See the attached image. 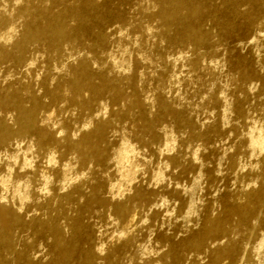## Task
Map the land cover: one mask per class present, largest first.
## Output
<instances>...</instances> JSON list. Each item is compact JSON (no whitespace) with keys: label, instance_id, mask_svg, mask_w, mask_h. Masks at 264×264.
<instances>
[{"label":"rangeland","instance_id":"rangeland-1","mask_svg":"<svg viewBox=\"0 0 264 264\" xmlns=\"http://www.w3.org/2000/svg\"><path fill=\"white\" fill-rule=\"evenodd\" d=\"M42 1L53 12L74 3ZM93 1L79 34L63 43L59 53L51 54L40 41L26 46L23 62L13 57L0 62V99L16 92L29 107L34 96L40 104L37 126L41 124L39 128L54 139L37 160L44 165L46 156L53 153L54 167L66 170L69 183L60 193L82 185V196L74 194L68 201L44 205L47 197L39 198V205L24 217L27 222L34 215V226L15 228L13 251L0 250V254L5 264H18V252L34 264H49L54 257L52 235L37 227V222L53 220L69 239L68 223L76 218L82 227L79 249L97 253L103 244L109 251L126 238L119 236L121 229L132 234L133 241L121 253L118 264H206L210 250L227 238H209L199 249L191 248L189 242L207 219L225 216L228 206L243 201L245 191L258 187V181L253 183L255 173L264 180V150L253 157L245 152L248 133L264 132V2L243 1L232 7L225 0H204L202 14L190 20L201 35V41L193 43L183 39L177 25H162L155 16L153 0ZM14 2L0 0V8L3 5L12 12ZM66 22L72 27L78 24L72 16ZM12 24L14 37L8 45L24 29L21 18H13ZM3 30L0 27V32ZM81 59L86 60L94 83L102 77L110 83L95 97L85 88L80 99L88 102L87 106L72 100L67 88ZM55 93L58 95L53 96ZM132 100L137 105L132 106ZM15 117L12 105L0 108V118L14 129ZM92 117L110 122L102 144L104 160L98 164L81 163L64 141L56 142L66 134L75 140L89 131ZM33 140L35 135L27 134L22 145ZM125 144L136 148L139 164L131 185H139L140 177L151 179L149 184L141 183L150 207H137L135 214L131 213L136 220L132 227L129 218L117 220L110 209L90 201L93 187L99 198L106 199L111 197L110 184L112 191L118 186L115 161L118 149ZM166 145L173 146L169 154L177 155L180 166L172 174L167 168L156 182V171L163 170ZM233 160L235 166L231 167ZM120 185L124 193L114 197L123 200L132 190H127L130 184L125 181ZM173 190L179 191L178 195ZM257 211L264 218L262 208ZM227 219L231 227L236 217ZM253 233H264V223L257 222ZM247 234L243 228L230 236L244 244ZM247 240V246L254 244L253 235ZM68 264H80L78 253Z\"/></svg>","mask_w":264,"mask_h":264},{"label":"bare ground","instance_id":"bare-ground-1","mask_svg":"<svg viewBox=\"0 0 264 264\" xmlns=\"http://www.w3.org/2000/svg\"><path fill=\"white\" fill-rule=\"evenodd\" d=\"M14 1L12 12L4 9L3 5L0 8V27L4 28L0 32V62L11 57L18 63L23 62V52L26 46L40 41L46 43L51 54L59 53L63 43L71 42L77 37L79 26L86 20V12L94 7L93 0H74V3L67 5L64 9L53 12L42 0ZM47 1L50 4L60 2V0ZM225 1L232 7L243 1L264 2V0ZM153 2L157 8L155 16L165 28L177 25L183 39L193 43L201 41L200 32L191 25L190 20L202 14L204 0H153ZM68 16L75 18L78 23L77 26L72 27L67 24L66 18ZM15 17L21 18L24 29L20 36L8 45L6 42L14 37L12 21ZM73 72L74 77L68 82L67 88L72 100L81 106L88 105V102L80 99V94L85 88L91 92L92 97H95L110 86L105 77H102L98 83L93 82L92 74L85 59L80 60ZM115 94H119V91H116ZM56 95L58 94L55 93L53 96ZM31 102L29 107H25L26 105L24 106L21 103L16 92L8 94L6 99H0V108L12 105L16 110L15 129L10 127L3 118H0V250L5 252L13 251L12 235L15 228L27 225L34 226V215H31L27 222L24 217L39 205V198L47 197L44 205H50L54 201H58V203L68 201L74 198V194L76 197L82 196L81 184L74 185L71 191L59 192L69 182L66 178V170L54 167L56 157L53 153L46 156L44 165H41L37 160L40 151L54 139L44 129L39 128L41 124L39 127L37 126L36 115L40 104L34 96H31ZM130 104L135 106L137 102L132 100ZM161 107L164 111L167 110L165 104L162 103ZM91 119L93 120V127L89 131L83 132L75 140H72L70 135L66 134L56 142L64 141L70 152L75 154L81 163L98 164L104 160L102 144L106 140V131L110 122L100 118L92 117ZM30 133L35 135V140L22 145V137ZM245 143L247 144L245 152L252 157L256 156L264 150V132L255 133L250 131L245 138ZM172 150L173 146L171 145H166L163 150L165 152L162 153L163 170L158 169L156 171L154 176L156 182L165 176L167 168L170 169L168 174H172V171L180 166L177 155L169 154ZM135 155L136 148L133 146L125 144V146L118 149L115 162L118 165L119 182L114 191H112L113 184H110V198H99L96 187H93L90 193L91 202L110 209L117 220L125 217L129 218L130 227L136 225V220H134L131 213L134 212L135 214L137 207H150L148 195L143 191L141 183L145 181L146 184H149L151 179L140 177L139 185H131L132 181L137 178L135 175L139 166L135 160ZM197 156V153L194 152L193 160L198 159ZM262 160L264 161V157ZM229 164L231 167L235 166L234 160ZM254 178L253 183L258 181L256 189L245 191L243 201L228 206L225 216L207 219L202 231L189 242L191 248L199 249L205 240L209 238H216L218 235L227 238L223 245L217 244L210 250V260L206 264H264V233H253L257 222L264 223V218H261L262 216L257 211V208L261 207L264 215V180L257 173L254 174ZM121 181L129 183L127 190H132V192L128 193L123 200H118L114 196L123 195L125 190L120 185ZM173 191L178 195L179 191ZM25 196L27 199H23ZM165 203L167 202L165 201ZM192 204L194 205V203ZM229 215L236 217L231 227L227 226V216ZM252 220L255 223H252ZM36 225L39 228L48 229L52 235L54 257L49 264H68L76 253L79 255L80 264H118L121 253L133 241L132 234H129L127 229H121L119 236L124 237L126 235V238L120 245L108 251L102 247V244L98 252L95 253L88 249H79L78 241L82 227L76 218L68 223L71 230L69 239L64 238L61 228L51 219L38 221ZM243 228H246L248 237L253 235L254 244L252 246H247L249 243L248 237L245 239L244 244H241L242 239L238 240L230 236L231 233L240 232ZM172 257L174 260L178 259L174 253ZM16 261L18 264H34L32 259L24 255L23 252L16 254ZM0 264H5L1 254Z\"/></svg>","mask_w":264,"mask_h":264},{"label":"clouds","instance_id":"clouds-1","mask_svg":"<svg viewBox=\"0 0 264 264\" xmlns=\"http://www.w3.org/2000/svg\"><path fill=\"white\" fill-rule=\"evenodd\" d=\"M17 194H19V193H17ZM23 199H27V197L25 196V197H23Z\"/></svg>","mask_w":264,"mask_h":264}]
</instances>
